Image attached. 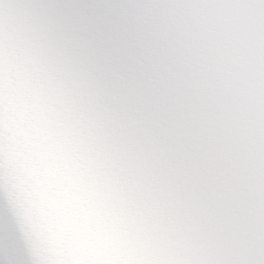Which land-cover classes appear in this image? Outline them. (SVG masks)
I'll return each mask as SVG.
<instances>
[{
    "label": "clouds",
    "instance_id": "clouds-1",
    "mask_svg": "<svg viewBox=\"0 0 264 264\" xmlns=\"http://www.w3.org/2000/svg\"><path fill=\"white\" fill-rule=\"evenodd\" d=\"M55 113L145 250L83 249L94 176L45 165L52 264H264V0H0V104Z\"/></svg>",
    "mask_w": 264,
    "mask_h": 264
},
{
    "label": "bare ground",
    "instance_id": "bare-ground-1",
    "mask_svg": "<svg viewBox=\"0 0 264 264\" xmlns=\"http://www.w3.org/2000/svg\"><path fill=\"white\" fill-rule=\"evenodd\" d=\"M0 264H9L1 252H0Z\"/></svg>",
    "mask_w": 264,
    "mask_h": 264
}]
</instances>
